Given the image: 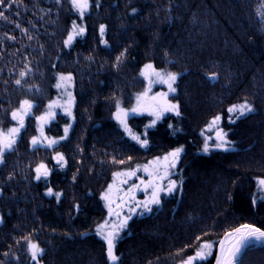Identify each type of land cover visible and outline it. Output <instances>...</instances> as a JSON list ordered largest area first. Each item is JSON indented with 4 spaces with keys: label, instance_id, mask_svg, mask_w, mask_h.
Here are the masks:
<instances>
[{
    "label": "trees",
    "instance_id": "obj_1",
    "mask_svg": "<svg viewBox=\"0 0 264 264\" xmlns=\"http://www.w3.org/2000/svg\"><path fill=\"white\" fill-rule=\"evenodd\" d=\"M89 2L83 21L68 0L59 5L56 0H15L10 9H0L8 17L0 19V127L14 124L4 109L10 112L21 99L38 105L16 150L0 164V260L10 251L11 264H29L21 238L31 235L45 249L42 264H106L103 242L94 229L106 216L99 196L112 172L145 164L181 145L183 191L165 197L153 212L133 216L117 244L120 264H178L176 253L183 249L182 255H192L197 236L216 246L225 231L240 224L264 229V200L258 198L257 185L264 178V22L258 15L264 12V0H100L99 8L96 0ZM73 20L87 32L64 48ZM100 24L106 25L108 46L99 43ZM125 48L127 56L113 68ZM147 62L182 73L172 100L180 104L182 116L166 113L148 129L144 115L130 116L133 133L143 137L147 132L149 145L141 148L111 114L113 97L125 108L133 104L134 93L144 86L139 68ZM26 63L30 71L18 87L14 81ZM56 73H72L70 91L76 98L69 139L55 149L68 161L64 169L52 161V150L30 149L28 144L37 134L35 116L60 95L53 87ZM211 73H218L217 79H207ZM29 86L40 92L28 91ZM245 100L255 112L230 124L227 107ZM217 114L236 151L205 154V127ZM66 122L60 113L45 126V134L62 136ZM113 158L125 164L110 163ZM40 162L52 169L47 182L31 179ZM47 186L63 192L59 203L44 194ZM76 203L79 213L72 207ZM81 232L88 235L81 237ZM212 258L201 264H211ZM243 259L245 264H264V246L251 247Z\"/></svg>",
    "mask_w": 264,
    "mask_h": 264
},
{
    "label": "snow or ice",
    "instance_id": "obj_2",
    "mask_svg": "<svg viewBox=\"0 0 264 264\" xmlns=\"http://www.w3.org/2000/svg\"><path fill=\"white\" fill-rule=\"evenodd\" d=\"M15 0H0V9H10ZM71 5V10L78 14L81 21L85 20L86 13L90 11L89 0H68ZM57 5L61 3V0H56ZM100 0H96V7L99 8ZM264 7V5H262ZM137 9L133 8L132 13L135 14ZM262 22H264V12L258 13ZM0 19L8 20L4 10H0ZM169 23H171V17H169ZM16 27H20L19 24ZM21 31H24L21 29ZM87 32L86 26L81 23L77 24L75 20L72 21V26L67 32V36L63 41L64 48H70L73 41L77 37H84ZM106 25H99V43L105 46L107 41L105 39ZM31 39V37H29ZM8 39H13L9 36ZM128 54V49L125 48L117 57L113 68H119L124 58ZM165 57L168 56L167 51L164 53ZM91 60V57H88ZM167 63H174L172 61H166ZM24 71L19 73L14 83L16 86L21 87L24 78L28 75L30 69L28 64L24 65ZM182 76V73L166 71L161 68H157L153 62L144 63L138 72V77L143 81V90L134 93L135 103L131 108H125L122 106L120 99H115V111L112 112V119L123 129L136 144L141 148H147L149 145V139L147 132L141 137L132 132V129L128 126L129 117L133 115L147 114L151 117L149 123L145 125V129L154 127L157 122L165 116L166 113H171L175 117L180 118L182 116L180 104L173 103L175 94L178 92V79ZM218 77V73H211L207 75V79L215 80ZM55 87L60 95L56 98L50 99L45 105L44 111L35 116L36 122V135L31 136L28 141L30 149L45 148L52 150V161L60 168L64 169L68 161L62 152L55 151L56 146L61 141L69 139L70 131L73 128L72 122L75 120L73 113V107L76 104V98L70 89L73 86L72 73H56ZM7 83V82H5ZM155 85H163L167 91L153 92ZM40 92L39 87L29 86L28 91ZM62 90V91H61ZM38 105L31 99H21L19 106L14 107L9 112L4 109L5 114L10 117V120L14 122L12 126L5 128L0 127V164L6 162V156L16 150L20 139L23 136V132L27 130L26 121L32 117L34 109ZM226 112L229 117V123L235 124L238 120L245 118L248 114L255 112L254 106L245 100L239 104H231L227 107ZM62 113L67 117V122L63 126V135L59 137H50L45 134V126L50 122L56 120L57 116ZM235 117V118H233ZM222 115L217 114L212 116L206 125V130L214 132L213 136H204V143L201 151L205 154L209 153L213 149H218L222 152L236 151L235 141L229 138V133L221 127ZM169 128H173L172 124H169ZM179 131L180 129H175ZM201 135H204L202 132ZM212 141L210 144L209 142ZM184 151L183 146L176 147L167 151L163 156H156L152 160H149L146 164L136 165L135 167H129L126 170L113 171L112 180L108 183L107 187L100 192L99 199L103 201L104 208L107 210V216L103 220L95 225V235L103 242L104 256L106 257V264H120V257L116 255V249L118 241L122 238V233L129 227V221L133 218V215H143L151 213L154 208L162 206L165 197H172L176 192L183 191L184 177L180 175L183 171L178 170V162L181 160V154ZM131 157L128 158L131 161ZM110 163L116 165H124V160H118L113 158ZM139 171H143L147 179L137 176ZM34 175L31 177L35 181H48V178L52 172V169L44 162L37 163L35 168L32 169ZM175 175H180V179L177 180ZM136 177V181L129 185V181ZM9 181L14 179V175L10 173L7 178ZM73 183L77 180V175L73 174ZM124 185H128L127 188ZM259 199L264 200V178H260L257 181ZM2 191V190H0ZM143 192L144 198L137 199L136 193ZM46 196H55L57 203L60 202V198L63 196L62 191H55L53 187L47 186L45 189ZM88 195H91L89 192ZM253 205L256 204L257 196L253 194ZM231 198V197H230ZM72 207L77 213L81 211L80 204H73ZM126 210V212H125ZM0 222H3V217H0ZM67 235V234H66ZM88 232H81L80 236H87ZM23 245L26 246V252L29 258V264H42V258L45 254V249L31 238V235L23 236ZM199 242L192 255H182L183 249L179 250L176 255L179 257L178 264H201L209 256L215 255V264H245L243 259L244 253L251 247L256 245L264 246V229L257 227L254 224L245 223L240 224L237 227L232 228L230 231H225L223 237L218 241V247H216L210 241H201L200 236L196 237ZM18 245L21 241L16 242ZM215 252L213 253V248ZM3 256L5 260H0V264H11V260L7 258L10 256V251H5ZM12 260H19L17 254H11Z\"/></svg>",
    "mask_w": 264,
    "mask_h": 264
},
{
    "label": "rangeland",
    "instance_id": "obj_3",
    "mask_svg": "<svg viewBox=\"0 0 264 264\" xmlns=\"http://www.w3.org/2000/svg\"><path fill=\"white\" fill-rule=\"evenodd\" d=\"M143 90V89H142ZM141 90V91H142ZM62 91V90H61ZM159 91H167V89L163 86V85H155L154 88H153V92H159ZM135 103V101L133 102V104ZM132 104V105H133ZM132 105L129 107L131 108ZM146 118H147V123H149V121L151 120V117H149L146 113L143 114ZM146 123V124H147ZM205 134L206 136H213L214 137V132H210V131H207L206 130V127H205ZM209 143H212V141H210ZM146 164V163H145ZM143 165V164H142ZM137 176H139L140 178H143V179H147V176L146 174L143 172V171H139L137 173ZM133 182H138L136 181V177H133L130 181H129V185ZM125 188L128 187V185H124ZM136 196H137V199H143L144 198V193L141 191V192H137L136 193ZM126 212V210H125ZM106 216H107V210H106Z\"/></svg>",
    "mask_w": 264,
    "mask_h": 264
},
{
    "label": "water",
    "instance_id": "obj_4",
    "mask_svg": "<svg viewBox=\"0 0 264 264\" xmlns=\"http://www.w3.org/2000/svg\"><path fill=\"white\" fill-rule=\"evenodd\" d=\"M134 216V215H133ZM239 226V225H238ZM237 227V226H236ZM230 231V230H229ZM224 234V233H223ZM223 234H222V236L221 237H223ZM220 237V238H221ZM219 238V239H220ZM219 241V240H218ZM216 247H218V242H217V244H216ZM214 252H215V249H214ZM211 264H215V255L213 254V258H212V262H211Z\"/></svg>",
    "mask_w": 264,
    "mask_h": 264
}]
</instances>
